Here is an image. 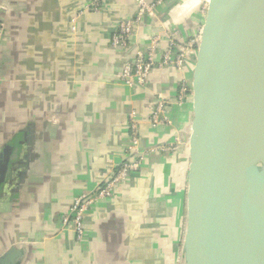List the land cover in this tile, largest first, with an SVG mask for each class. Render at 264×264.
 <instances>
[{
	"label": "crops",
	"instance_id": "obj_1",
	"mask_svg": "<svg viewBox=\"0 0 264 264\" xmlns=\"http://www.w3.org/2000/svg\"><path fill=\"white\" fill-rule=\"evenodd\" d=\"M204 2L167 0L113 47L135 0H0V256L14 247L17 264H180L192 162L181 139L196 107L178 96L183 81L193 87L199 47L180 68L157 64L144 85L122 74L136 50L159 62L171 41L189 46ZM130 160L139 168L88 209L79 239L62 217Z\"/></svg>",
	"mask_w": 264,
	"mask_h": 264
},
{
	"label": "water",
	"instance_id": "obj_2",
	"mask_svg": "<svg viewBox=\"0 0 264 264\" xmlns=\"http://www.w3.org/2000/svg\"><path fill=\"white\" fill-rule=\"evenodd\" d=\"M207 2L180 264H264V0Z\"/></svg>",
	"mask_w": 264,
	"mask_h": 264
},
{
	"label": "built area",
	"instance_id": "obj_3",
	"mask_svg": "<svg viewBox=\"0 0 264 264\" xmlns=\"http://www.w3.org/2000/svg\"><path fill=\"white\" fill-rule=\"evenodd\" d=\"M166 1L167 0H135L137 4L136 15L133 18L124 19L119 22L118 26L112 33L111 45L113 47H127L131 42L135 29L138 27L143 18L147 16H154L158 8L164 5ZM208 6L209 3L206 2L205 15L207 14ZM204 24L205 22L203 21L199 31H197V33H195L189 41L188 47H185L184 45L179 46L175 41H171L169 49L164 53L162 60L159 62L155 61V53L153 49L149 48L147 50H136L133 59L124 63L122 74L123 81L129 86L144 85L149 81L150 74L157 64L159 67L175 66L180 68L184 66L188 56L187 51L189 49H195L201 44L204 33ZM3 33V27L0 25V41ZM187 95H191L193 97L194 88L190 87L187 82H183L178 96L179 100H184L187 98ZM158 102L159 103L156 107L157 111L153 113V120L155 123L163 120L160 114L163 112L164 102L161 101V99ZM133 127L135 128V126ZM181 140L187 142L183 138ZM126 162L128 164H126V168L124 170H121L123 166L118 169V172L121 175H124L128 168H130L129 170L137 169L139 165L135 162H131V160ZM116 173L117 172H115V174ZM124 176H126V174ZM103 187H106V189L99 187L92 193L76 197L69 212L62 217V224L64 226L72 224L79 239L83 237L85 232V213L95 202L103 197L110 196L113 191V185H111V182L108 183L107 181V183L103 184Z\"/></svg>",
	"mask_w": 264,
	"mask_h": 264
},
{
	"label": "rangeland",
	"instance_id": "obj_4",
	"mask_svg": "<svg viewBox=\"0 0 264 264\" xmlns=\"http://www.w3.org/2000/svg\"><path fill=\"white\" fill-rule=\"evenodd\" d=\"M166 2H167V1H166ZM205 10H206V2H204V3L202 4V6H201L202 14H203V12H205ZM203 21H204V20H203ZM200 27H201V24L198 26V31H199ZM185 47H188V46H185ZM183 82H184V81H183ZM183 82H182V83H183ZM156 111H157V108L153 111V113L156 112ZM151 121H152L154 124H157V123H155L154 120H153V114H152ZM138 141H139V137H138L137 134L134 133V135H133V142H134V143L136 142V144H138ZM131 162H135V163H137V164H140V161H139V160H138V161H137V160H131ZM126 164H128V163H127V162H124V164H123V165H120L119 168H121V167L123 166V168H121V170H124V169L126 168ZM138 168H139V165H138L137 169H138ZM129 169H130V168H128V170L125 172V174L128 173ZM133 170H135V169H133ZM125 174H124V175H125ZM124 175H121L118 171H117V173L115 174V171H114V173L110 174V175L106 178V181H104L103 183L105 184V183H107V181H108V183L111 182V185H113V184L117 183L118 181L122 180V179L124 178V177H123ZM99 187H101L102 189H106V187H103V185H101V186H99Z\"/></svg>",
	"mask_w": 264,
	"mask_h": 264
}]
</instances>
